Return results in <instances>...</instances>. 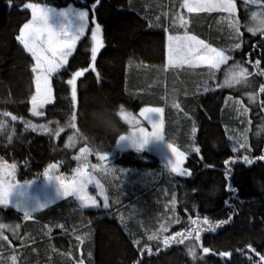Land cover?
<instances>
[{
	"label": "trees",
	"instance_id": "1",
	"mask_svg": "<svg viewBox=\"0 0 264 264\" xmlns=\"http://www.w3.org/2000/svg\"><path fill=\"white\" fill-rule=\"evenodd\" d=\"M27 1L0 0V160L15 165L19 182H33L53 164L70 175L85 159L93 165L99 155H113L106 180L111 205L87 210L67 197L26 219L0 204V223L8 226L0 229V264H264V35L248 30L264 0H235L238 13L231 15L189 12L184 0H36L73 2L90 10L91 21L68 64L52 76L54 103L38 119L30 115L35 62L17 39L32 17ZM180 18L229 57L214 76L204 64L167 69L166 31ZM94 21L104 47L93 62ZM237 63L247 69L246 80L225 86L222 72ZM83 69L74 107L67 80ZM101 107L111 110L115 131L81 118ZM143 107L163 109L164 138L186 155L188 176L163 166L152 151H117L129 129L119 112ZM82 148L89 149L86 158Z\"/></svg>",
	"mask_w": 264,
	"mask_h": 264
},
{
	"label": "snow or ice",
	"instance_id": "2",
	"mask_svg": "<svg viewBox=\"0 0 264 264\" xmlns=\"http://www.w3.org/2000/svg\"><path fill=\"white\" fill-rule=\"evenodd\" d=\"M253 3H257L258 0H252ZM27 8L31 9L32 19L29 23H25L20 29L19 36L17 39L23 45L24 49L29 52L32 58L35 60V65L32 68L34 73V83H35V94L31 97L32 111L34 115H40L37 112V108H42L44 104L50 103L52 100V87L50 83V77L54 72H57L66 62L68 57L71 55L72 50L75 47L76 41L84 33L88 13L86 11L80 10L78 12V20L80 21L78 29L75 33L71 35L64 29L62 31H55L49 24V14L52 9L48 6H42L36 3H29L25 5ZM182 7L187 8L189 12H202V11H221L229 13L230 15L235 12V4L233 0H184ZM252 18L258 23L254 27H250L248 30L255 33L259 31L264 35V11L260 13H253ZM181 24L186 23L182 19ZM229 26L232 27L236 33L239 32V24L237 22L229 21ZM92 48H91V59L94 62L97 57L98 51L104 47L103 40L101 39V28L97 24L95 29L91 33ZM234 47H239V44H235ZM167 57L169 66H180L183 64H188L191 67H198L200 64H206L210 70V76H214L215 69H218L221 63L228 60V57L224 55L222 51H218L216 48H212L205 44L204 41L198 40L195 36H189L185 34L184 36L170 35L168 37V48ZM259 61H257V64ZM93 71L95 67L93 66ZM87 69L81 71H76L71 79L67 80V84L71 86V100L75 107L77 102V78L83 76ZM264 74V73H262ZM248 76L247 69L241 67L238 63L234 64L225 72L224 85L231 86L233 84L241 83L245 81ZM261 92H264V87H261ZM163 109L159 107L144 108L141 112L143 118L152 124L153 131L151 133L145 131L143 127H140L138 132H133L131 135L125 136L121 135L119 137L120 142H127L130 146L136 149V151H141L152 139L164 140L163 136L160 134V128L162 123H152L150 119L151 114L159 116ZM4 115H8L5 113ZM121 115L123 116V109H121ZM129 123L134 122V118L130 115L124 117ZM72 121H75V115L72 116ZM2 126V123H0ZM34 127V126H33ZM71 127L75 128V123L71 124ZM43 132H48L49 129L45 125L40 126ZM195 128H193V132ZM71 139V138H70ZM231 139V137H230ZM240 144V141H237ZM246 146V138L240 147ZM168 149L177 158V163L171 165V170L177 172L181 175L179 168V161L183 154L178 152L171 144H167ZM199 151L198 149H195ZM237 148H233V151H237ZM82 155L86 158L89 153L88 148L81 149ZM100 160H106V155H99ZM76 159H81V157H76ZM259 159H264V156L259 157ZM244 162L246 164L252 163V161L245 156ZM10 167L14 170L15 165L6 166L0 162V204L7 205L12 202L15 207L22 210L24 217L27 219L31 213L40 208L46 207L45 205L40 206L38 209L29 210L25 208L21 203L13 202L10 200V195L14 189L19 187V184H13L10 181H6L3 177L5 175L4 169ZM51 168H56V165H51ZM87 169V163H85L75 169V175L70 181H65L62 177H52L48 172H45L46 178H55L59 184V194L63 196H75L82 206L95 205L96 201L93 197L87 194L86 188L89 183L94 182V177L89 174ZM9 177L12 176V172L6 173ZM96 186L100 187L99 183L96 182ZM107 201V197H105ZM104 207L107 208V202H105ZM208 223L207 220L204 221ZM226 221H220V223H225ZM195 223V222H194ZM8 227L3 223H0V229ZM209 228H214L213 225H209ZM179 235V233L177 234ZM189 235H191L189 233ZM0 238H2V233H0ZM154 237H149L153 239ZM199 239V236L196 237ZM182 242V241H181ZM165 244L168 243L166 239ZM205 252L208 249H204ZM190 254L195 255L194 251L190 249ZM264 260V257H261Z\"/></svg>",
	"mask_w": 264,
	"mask_h": 264
},
{
	"label": "rangeland",
	"instance_id": "3",
	"mask_svg": "<svg viewBox=\"0 0 264 264\" xmlns=\"http://www.w3.org/2000/svg\"><path fill=\"white\" fill-rule=\"evenodd\" d=\"M29 3H36V4H40L42 6L50 7L52 9V11L49 14V24H50V26L55 31H62L64 29H67V31L69 32L70 35L72 33H75V31L79 27L80 21L78 20V12L80 10H83V11H86L88 13V17H87V22H86V27H85L84 33L76 41L75 47L72 50L71 55L68 57L67 62L57 72H54L51 75V77H50V83H51L52 76L57 74L59 71L62 70V68L64 66H66L68 64V62L71 59V57L73 56V53H74L76 47L78 46L79 42L89 32V28H90V24H91L90 12L86 8H81V7L76 6L73 2H70L66 6H62V7H59V6L53 5V4H48L46 2H39V1H36V0H28L25 5H27ZM233 3L235 4V12L234 13L237 14L238 13L237 2L235 0H233ZM24 9L30 11V13H31V9L27 8L26 6H24ZM211 12H216V11H211ZM31 19H32V17H31ZM181 19L186 22V23H184L186 25H189V22L191 23L190 19L180 18L177 21V23L172 25L170 30L166 31L167 32V48H168V37L170 35L184 36L185 34H187L189 36H195V35H193V33L191 34L189 31H187L186 28H183L184 24L180 23ZM195 37L198 40H202L201 38H199L197 36H195ZM202 41H204V43L209 45L210 47L215 48L212 45H210L208 42H206L205 40H202ZM218 51H220V50H218ZM166 54H167V52H166ZM97 55H98V53H97ZM224 55L227 56V54H225V53H224ZM34 62H35V60H34ZM224 63H221L220 66L222 64H224ZM200 65H202V64H200ZM204 65H206V64H204ZM232 66L233 65H231L230 67H228L227 69H225L222 72V74H221V82L222 83H224L225 72L229 68H231ZM184 67L185 68H192L188 64H183V65H180V66H169L168 65V57H167V69L176 72L178 70H181ZM53 103H54V95H53V91H52V100H51V102L44 104V106L42 108H37L36 111L41 113L42 109H45L46 107H48L49 105H52ZM30 105H31L30 115L32 117L37 118V119L38 118H42L43 117L42 113L40 115H34L33 114L32 102L30 103ZM144 108H152V107H143L137 113L130 112V111L126 110L125 108H123V116L121 115V111L119 112V116H120L121 120L129 128L128 132L123 134V135L128 136V135H131L133 132H138L140 127H143L145 129V131H147L149 133H151L153 131L152 124L149 121L145 120L143 118V116L141 115V112H142V110ZM128 115H130L132 118H134V122L133 123H129L128 120L124 118V117H126ZM150 119H151L152 123H156V122L157 123H162V127L160 128V134L163 136L164 140L152 139V140H150L148 142V144L141 151L148 150V151L154 152L155 154L160 156V158L162 159L163 166L167 167L168 169H171V165L177 163V158L171 153V151L167 147V144H171V143L167 142L165 140V138H164V111H162V113H160L159 116H156L155 114H151L150 115ZM171 145L174 148H176V150L178 152L183 154L182 158L179 161V168H180L181 172L184 173L182 176H188L189 175V170H187L185 168V163H186V158H187L186 155L181 150H179L176 146H174L173 144H171ZM116 149H117V151L119 153L126 152V151H136V149L133 148L132 146H130L127 142H120L119 139H118V142H117ZM106 156H107L106 160H100L99 159V161H95V163L93 165L87 164L86 171H88L89 174L94 177V182L93 183H89L87 185L86 191H87V194L89 196L93 197V199L96 201L95 205H91L90 204L88 206H83L87 210H96V209L98 210L100 208L108 209L110 207V205H111V201L109 200V192H108V188H107V185H106V180H107V178L109 176L108 169L110 168V163L114 159V157H113V155H106ZM0 162H2L6 166H12L13 165V164H11L9 162H5V161H2V160H0ZM82 165H83V163H79L78 167H81ZM58 169H59V166L56 165V168L53 169V168L50 167L47 170V172L52 177H62L66 182L70 181L72 179V177L75 175V170L73 171L72 174L69 175L67 173L63 174L62 172H59ZM9 171L12 172V176L11 177L6 175V173L9 172ZM4 173H5V175H4L3 178L6 181H10L13 184H19V187L14 189V191L10 195V200L13 201V202L21 203L25 208H27L29 210L38 209L42 205H45L47 207V206L52 205V204H54V203H56V202H58V201H60V200H62L64 198H67V197L76 198L75 196H71V195L70 196L60 195L59 194V184L55 180V178H46L45 177L44 179L39 180V181L19 182L17 180V177H16V175H17L16 167L14 168V170L11 169L10 167H6L4 169ZM175 173L178 174V175H181V174H179L177 172H175ZM96 182L99 183L100 187L96 186ZM105 197H107V201H105ZM105 202H107V205H108L107 208L104 207ZM7 205L15 207V205L12 202H10ZM44 208L45 207L40 208L38 210H35L32 213H34L36 211H39V210H42ZM19 211L23 213L22 210H19Z\"/></svg>",
	"mask_w": 264,
	"mask_h": 264
},
{
	"label": "clouds",
	"instance_id": "4",
	"mask_svg": "<svg viewBox=\"0 0 264 264\" xmlns=\"http://www.w3.org/2000/svg\"><path fill=\"white\" fill-rule=\"evenodd\" d=\"M81 118L89 122L92 127L102 132L108 133L116 130L112 112L105 107L87 110L81 113Z\"/></svg>",
	"mask_w": 264,
	"mask_h": 264
},
{
	"label": "water",
	"instance_id": "5",
	"mask_svg": "<svg viewBox=\"0 0 264 264\" xmlns=\"http://www.w3.org/2000/svg\"><path fill=\"white\" fill-rule=\"evenodd\" d=\"M96 25H97V22L94 21V27H96ZM81 77H82V76H81ZM81 77H78V78H77V82H78V80H79ZM12 120H14V118H13Z\"/></svg>",
	"mask_w": 264,
	"mask_h": 264
},
{
	"label": "bare ground",
	"instance_id": "6",
	"mask_svg": "<svg viewBox=\"0 0 264 264\" xmlns=\"http://www.w3.org/2000/svg\"><path fill=\"white\" fill-rule=\"evenodd\" d=\"M97 6H98V4H97ZM95 8H96V7H95ZM88 10H89V9H88ZM89 12H90V10H89ZM30 103H31V102H30ZM11 117H12V116H11ZM13 118H14V117H12L11 120H12ZM14 120H15V118H14ZM14 120H12V121H14Z\"/></svg>",
	"mask_w": 264,
	"mask_h": 264
}]
</instances>
